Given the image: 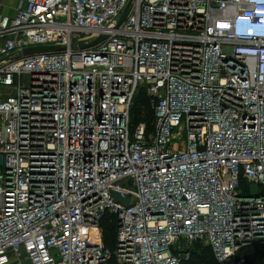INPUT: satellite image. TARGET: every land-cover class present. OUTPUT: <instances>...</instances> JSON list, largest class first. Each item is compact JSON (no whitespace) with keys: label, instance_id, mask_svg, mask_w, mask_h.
<instances>
[{"label":"built area","instance_id":"built-area-1","mask_svg":"<svg viewBox=\"0 0 264 264\" xmlns=\"http://www.w3.org/2000/svg\"><path fill=\"white\" fill-rule=\"evenodd\" d=\"M15 1L0 11V264H181L194 242L246 264L241 249L264 248V0ZM141 86L150 132L131 125Z\"/></svg>","mask_w":264,"mask_h":264},{"label":"trees","instance_id":"trees-1","mask_svg":"<svg viewBox=\"0 0 264 264\" xmlns=\"http://www.w3.org/2000/svg\"><path fill=\"white\" fill-rule=\"evenodd\" d=\"M130 118L133 128L140 122H144L147 131L152 130L154 108L145 87H139L134 95ZM116 226V216L112 213H106L100 221L103 242L108 247L114 246ZM187 250L189 251V258L182 260L181 264H216L210 246L194 242ZM239 255L246 259V264H264V248L258 245L244 247L239 251Z\"/></svg>","mask_w":264,"mask_h":264},{"label":"water","instance_id":"water-1","mask_svg":"<svg viewBox=\"0 0 264 264\" xmlns=\"http://www.w3.org/2000/svg\"><path fill=\"white\" fill-rule=\"evenodd\" d=\"M131 7V1L128 2L127 6L125 7V9L123 10V12L121 13L118 22L116 24V28H118L121 23L125 20L129 10ZM105 35H101L93 40H90L88 42H77L75 45H73L72 47H76V48H86V47H91L94 46L95 44H97L98 42H100L101 40L105 39ZM64 49V46H36V47H30V48H25L22 52L23 55H31V54H36V53H43V52H50V51H55V50H62Z\"/></svg>","mask_w":264,"mask_h":264},{"label":"crops","instance_id":"crops-1","mask_svg":"<svg viewBox=\"0 0 264 264\" xmlns=\"http://www.w3.org/2000/svg\"><path fill=\"white\" fill-rule=\"evenodd\" d=\"M0 2L5 5V7L0 8L1 13L3 14H12V10L7 8V6L11 5L14 6L16 4L15 0H0Z\"/></svg>","mask_w":264,"mask_h":264},{"label":"rangeland","instance_id":"rangeland-1","mask_svg":"<svg viewBox=\"0 0 264 264\" xmlns=\"http://www.w3.org/2000/svg\"><path fill=\"white\" fill-rule=\"evenodd\" d=\"M3 89V94H5L6 92H8V90H6L5 88ZM182 136H184V134H182ZM254 188H253V192H254ZM112 197L116 202L122 203V204H126L128 199L127 198H122L120 196V194L118 192H112Z\"/></svg>","mask_w":264,"mask_h":264}]
</instances>
